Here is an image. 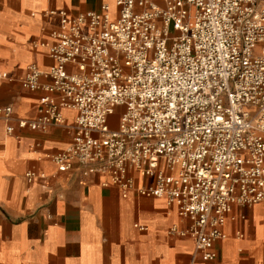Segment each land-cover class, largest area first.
<instances>
[{
  "label": "built area",
  "instance_id": "built-area-1",
  "mask_svg": "<svg viewBox=\"0 0 264 264\" xmlns=\"http://www.w3.org/2000/svg\"><path fill=\"white\" fill-rule=\"evenodd\" d=\"M161 1L117 0L115 16L108 4L52 11L55 64H31L23 80L46 103L19 126L46 130L62 109L77 111L59 170L109 174L126 196L166 199L191 221L181 234L215 260L233 206L264 202V0Z\"/></svg>",
  "mask_w": 264,
  "mask_h": 264
},
{
  "label": "crops",
  "instance_id": "crops-1",
  "mask_svg": "<svg viewBox=\"0 0 264 264\" xmlns=\"http://www.w3.org/2000/svg\"><path fill=\"white\" fill-rule=\"evenodd\" d=\"M116 2L0 0V76L7 74L0 107L13 108L11 119L0 117V264H264V202L233 206L217 258L207 260L195 239L181 234L191 221L166 199L137 189L126 196L109 174L84 180L79 168L59 170L54 157L73 143L77 111L62 109L64 121L46 130L19 126L37 119L46 103L48 93L23 80L31 64L43 71L55 64L49 48L61 16L52 11L78 15L108 4L115 16ZM132 175L137 186L148 183Z\"/></svg>",
  "mask_w": 264,
  "mask_h": 264
}]
</instances>
